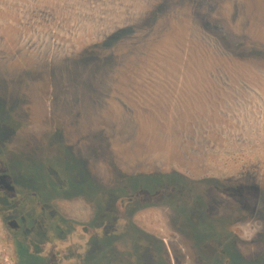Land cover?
Listing matches in <instances>:
<instances>
[{"label": "rangeland", "instance_id": "rangeland-1", "mask_svg": "<svg viewBox=\"0 0 264 264\" xmlns=\"http://www.w3.org/2000/svg\"><path fill=\"white\" fill-rule=\"evenodd\" d=\"M0 264H264V0H0Z\"/></svg>", "mask_w": 264, "mask_h": 264}, {"label": "flooded vegetation", "instance_id": "flooded-vegetation-1", "mask_svg": "<svg viewBox=\"0 0 264 264\" xmlns=\"http://www.w3.org/2000/svg\"><path fill=\"white\" fill-rule=\"evenodd\" d=\"M215 181L217 183L220 182L218 180V178ZM115 182H117V184L119 185V188H118L119 191L118 190L117 191L114 190L113 192H109V195L111 194L112 196H115L117 198H122V195H119L118 192L123 193L124 189L125 190L129 189L131 192L134 193V186L129 185L128 175L127 174L120 172V174L115 177ZM159 184H160L159 188H160L161 185L164 186L165 185V179H162L159 182ZM217 186L218 187L219 186L220 187H224L225 186L227 188V191H230V192H233L235 190V184H234V182L232 180L230 182L228 180V182L220 184V185H217ZM158 190L157 189L156 190H152L151 193L153 192V194H155L156 192H158ZM177 192H178V189H177ZM107 194H108V190L107 189H103V188H100L98 190V192H97L98 196H101V195L107 196ZM33 195L36 196V193H33ZM177 195H179V197L182 198L185 203L187 202V199H185V198H187L189 196H188V194L186 193L185 190H181V191L179 190V193ZM131 199L134 200L133 198H131ZM116 202H118V201H116ZM189 206H191V207H190V211H188L189 215H187L188 222H190V223H200L201 224L202 223V218H204V214L206 213V212H204L203 206H201V204L200 205L196 204V202H191ZM218 206H219L218 202L217 203L213 202L212 208L213 209L215 208V211L217 210ZM232 209H233V204H232V206L231 205L228 206L227 210L228 211H232ZM205 216H207V214ZM163 240H165V239H163ZM165 247H168L170 249V246L167 243L165 244Z\"/></svg>", "mask_w": 264, "mask_h": 264}, {"label": "trees", "instance_id": "trees-1", "mask_svg": "<svg viewBox=\"0 0 264 264\" xmlns=\"http://www.w3.org/2000/svg\"><path fill=\"white\" fill-rule=\"evenodd\" d=\"M213 27H214V26H213ZM238 47H239V46H238ZM240 47H244V48H241V49H245L246 47L251 48L252 46H240ZM244 51H245V50H244ZM152 178H153V177H152ZM149 179H150V178H149ZM152 180H155V181L157 182L158 186H159V185H160L159 182L162 180V178L151 179V181H152ZM18 215H19L20 218H22V216H21L22 213H19ZM31 218H32L31 221L34 223V219H33L34 217H31ZM22 220H23V219H22ZM22 220H21V222H22Z\"/></svg>", "mask_w": 264, "mask_h": 264}]
</instances>
